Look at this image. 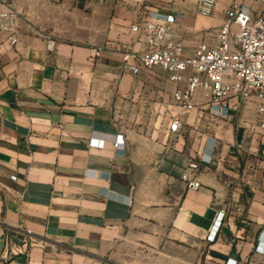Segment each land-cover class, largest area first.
<instances>
[{"label": "crops", "instance_id": "crops-1", "mask_svg": "<svg viewBox=\"0 0 264 264\" xmlns=\"http://www.w3.org/2000/svg\"><path fill=\"white\" fill-rule=\"evenodd\" d=\"M217 2L201 18L196 0H0V14L16 13L14 33L0 30V264H264V115L246 103L212 118L198 92L171 135L180 86L158 68L121 67L124 53L147 50L131 27L152 12L176 18L186 56L215 44L206 32L229 5ZM213 137L210 164L199 163ZM190 163L198 190L180 179Z\"/></svg>", "mask_w": 264, "mask_h": 264}, {"label": "built area", "instance_id": "built-area-1", "mask_svg": "<svg viewBox=\"0 0 264 264\" xmlns=\"http://www.w3.org/2000/svg\"><path fill=\"white\" fill-rule=\"evenodd\" d=\"M102 3L109 0H98ZM217 0H196L198 17L210 18ZM257 16L241 2L230 3L224 11V20L217 32L207 31L206 37L215 42L199 43L191 55H185L180 39L171 36L176 18L152 12L149 20L136 23L131 32L147 35V50L126 52L121 57V67L132 75L155 68L166 72L178 84L171 96L172 102L180 109V114L171 118L168 131L179 135L183 126L181 117L197 110L195 97L201 92L206 101L209 116L228 120L246 103L255 105L257 113L264 115V0ZM16 13L7 11L0 14V30L14 33ZM15 45L14 34L8 38ZM55 41H46V50L52 52ZM103 49H93L90 60L100 59ZM264 128V125H261ZM198 154L199 163L210 164L215 151V137L209 138ZM122 140L113 143L115 150H122ZM89 146L104 147L103 141L92 140ZM199 163H190L181 175V181L189 190H198L196 171ZM14 179V177H12ZM224 222V213L217 214L206 235V242L213 244L219 238ZM256 252L264 255V238L259 237ZM109 264V263H105ZM224 264H237L226 258Z\"/></svg>", "mask_w": 264, "mask_h": 264}, {"label": "rangeland", "instance_id": "rangeland-1", "mask_svg": "<svg viewBox=\"0 0 264 264\" xmlns=\"http://www.w3.org/2000/svg\"><path fill=\"white\" fill-rule=\"evenodd\" d=\"M217 1H218L217 5L220 8H222V10L224 9V7L226 6L227 3L230 4L232 2L244 3L247 6H249V8H251L253 11L258 10V9H260V7H262V3L260 2V0H217Z\"/></svg>", "mask_w": 264, "mask_h": 264}]
</instances>
